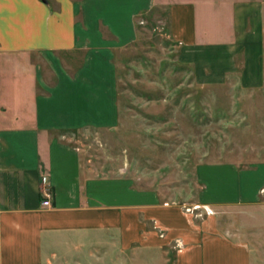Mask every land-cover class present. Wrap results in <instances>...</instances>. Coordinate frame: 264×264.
I'll return each instance as SVG.
<instances>
[{"label": "crops", "instance_id": "0c3cea01", "mask_svg": "<svg viewBox=\"0 0 264 264\" xmlns=\"http://www.w3.org/2000/svg\"><path fill=\"white\" fill-rule=\"evenodd\" d=\"M260 1L0 0V264H86L84 242L118 237L122 252L174 245V264H264L263 214L223 228L154 194L140 207L122 181L92 178L80 149L59 134L118 125L113 53L136 40L138 18L159 4L168 5L169 37L196 82L235 75L243 87L260 86ZM222 189L207 207H263L264 164L226 165Z\"/></svg>", "mask_w": 264, "mask_h": 264}, {"label": "rangeland", "instance_id": "374dc122", "mask_svg": "<svg viewBox=\"0 0 264 264\" xmlns=\"http://www.w3.org/2000/svg\"><path fill=\"white\" fill-rule=\"evenodd\" d=\"M260 4L263 83L252 88L243 87L235 75L220 84L196 82L169 37L167 4L138 18L136 40L113 53L118 125L59 132L80 149L92 178L122 181L129 192L124 196L137 192L140 207L154 194L159 204L179 207L201 221L212 216L203 206L226 186V165L247 170L264 164V0ZM112 198L109 194L107 202ZM263 204L264 198L258 205L263 207L255 210L209 209L223 228L239 227L248 215H264ZM84 243L79 255L86 264H174L176 259L174 245L153 249L139 244L122 252L119 237L114 244Z\"/></svg>", "mask_w": 264, "mask_h": 264}, {"label": "built area", "instance_id": "2783aa9c", "mask_svg": "<svg viewBox=\"0 0 264 264\" xmlns=\"http://www.w3.org/2000/svg\"><path fill=\"white\" fill-rule=\"evenodd\" d=\"M45 185V182H44ZM46 186V185H45ZM47 187V186H46ZM42 202H41V207L46 209V208H50L51 207V194L49 192V190L47 188H44L42 191ZM203 209L205 210L207 215H213V212L209 209V207L207 206H203ZM187 211L189 212V210L187 209Z\"/></svg>", "mask_w": 264, "mask_h": 264}]
</instances>
